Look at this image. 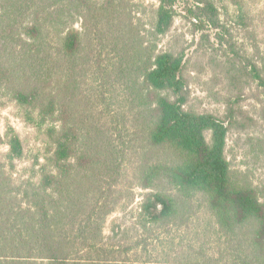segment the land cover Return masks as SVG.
I'll use <instances>...</instances> for the list:
<instances>
[{"label": "trees", "instance_id": "16d2710c", "mask_svg": "<svg viewBox=\"0 0 264 264\" xmlns=\"http://www.w3.org/2000/svg\"><path fill=\"white\" fill-rule=\"evenodd\" d=\"M173 3L159 0L143 30L127 0H0V88L49 144L36 180L15 186L0 166V264H158L149 247L199 214L208 222L165 264H264V203L230 168L229 127L185 108L183 56L157 51ZM188 13L196 30L227 32L213 1ZM261 73L247 61L238 74ZM5 137L12 164L22 144L10 126ZM127 161L148 192L133 223L106 236Z\"/></svg>", "mask_w": 264, "mask_h": 264}, {"label": "rangeland", "instance_id": "374dc122", "mask_svg": "<svg viewBox=\"0 0 264 264\" xmlns=\"http://www.w3.org/2000/svg\"><path fill=\"white\" fill-rule=\"evenodd\" d=\"M127 1L133 10L134 23L143 30H150L159 0ZM199 1L205 0H174L173 24L158 39L157 51L183 56L188 92L185 108L224 120L229 127L225 155L230 168L246 176L264 203V0H210L218 11L220 25L227 32L214 29L208 23L196 30L195 18L188 12L199 5ZM74 26L79 28L80 21ZM203 35L208 36V40L201 39ZM247 61H254L261 69L262 82L238 74L241 63ZM113 95L116 106L120 96ZM119 106L110 104V110ZM229 114L232 118L227 120ZM8 126L19 136L23 149L21 159L12 164L5 158ZM45 130L46 127L39 128L27 121L23 111L10 100L7 90L0 88V166L15 186L32 176L37 179L34 173L38 169L36 162L42 164L49 149ZM205 137L209 141L210 134L207 132ZM124 167L118 181L123 201L106 220L103 231L106 236L113 223L127 226L133 223L143 195L148 192L135 181V171L128 161ZM208 219L199 214L189 231H163L157 243L149 247L150 259L165 264L183 258L180 250L190 244L196 228L200 231Z\"/></svg>", "mask_w": 264, "mask_h": 264}]
</instances>
